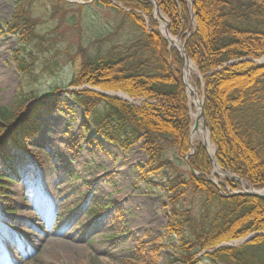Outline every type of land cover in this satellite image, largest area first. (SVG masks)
I'll return each mask as SVG.
<instances>
[{
    "label": "trees",
    "instance_id": "16d2710c",
    "mask_svg": "<svg viewBox=\"0 0 264 264\" xmlns=\"http://www.w3.org/2000/svg\"><path fill=\"white\" fill-rule=\"evenodd\" d=\"M41 1L42 7L54 4V11L62 3ZM192 1V8L188 0L157 3L169 20L170 34L185 41L186 54L202 77L201 83L195 76V84L198 89L203 84L206 125L216 148V161L222 170L248 185L264 188V63L248 60L264 57V0ZM98 2L124 14L134 29L133 38L102 53L87 54L80 49L78 70L53 104L37 105L25 114L33 99L20 87L14 103L0 107V137L12 135V141L19 142L33 132L40 110L54 112L73 99L83 107L85 119L97 135L124 150L140 144L147 155L144 166L154 174L169 166L174 169V162L191 150L182 57L158 30L147 28L143 14L156 26L150 0H119L122 8L110 0ZM32 5L33 0H16L10 20L4 21L5 31L17 34L25 45L42 38L37 30L40 22L27 14ZM192 15L196 25L188 35ZM15 61L22 74H32L33 61L19 56ZM93 88L123 91L145 102L135 106ZM59 91L61 88H56L53 93ZM11 125L14 133H8ZM0 147L3 149L1 142ZM169 150L174 155L167 159ZM2 153L0 161L6 166V153ZM185 160L198 174L174 164L173 176L165 185L170 214L165 235L175 241L169 246L174 255L168 263L264 264V200L248 194L222 195L221 190L228 191L225 185L219 188L209 180L212 163L202 144H195L194 154ZM226 181L232 189L240 185L234 179ZM187 191L199 196L198 213L180 206ZM90 212L94 217L100 215L99 205ZM252 233L258 234L236 247L220 246ZM145 247L141 244L136 248L135 261L141 260ZM161 249L162 245L153 248V255ZM128 264L134 263L131 260Z\"/></svg>",
    "mask_w": 264,
    "mask_h": 264
},
{
    "label": "rangeland",
    "instance_id": "374dc122",
    "mask_svg": "<svg viewBox=\"0 0 264 264\" xmlns=\"http://www.w3.org/2000/svg\"><path fill=\"white\" fill-rule=\"evenodd\" d=\"M60 1L61 5L54 11V4L48 2L42 7L41 0H33L27 14L40 22L37 30L42 36L34 41L40 43L35 46L34 42L25 45L17 34L5 31L4 21L11 18L16 0H0V107L11 106L20 87L33 99L26 105L25 114L37 105L53 104L78 70L80 49L87 54L102 53L134 36V29L124 14L99 0ZM110 1L122 8L119 0ZM150 1L154 6L152 19L156 26L153 27L148 16L143 14L147 28L158 30L166 39L160 23L169 25V20L161 10H156L154 1ZM188 2L192 8L193 1ZM195 25L192 15L186 34L189 35ZM171 36L185 43L181 37ZM172 47L177 49L175 45ZM29 51H33L31 56ZM15 56L34 62L31 75L20 72ZM248 60L264 63V57ZM190 62L193 66L188 80L204 101L203 84L202 89L195 84V76L201 83L202 77L191 59ZM181 72L187 83L185 63ZM56 88L61 91L54 94ZM93 89L135 106L145 102L114 94L123 91ZM186 92L191 150L183 158L179 157V162H174L182 171L190 170L185 159L194 153L195 144H202L206 149L201 139L191 140L196 121L192 113L196 106L191 103L187 87ZM39 113L33 132L19 142H13L12 135L0 137L3 145L0 152L6 153L8 159V168L0 163L3 186L0 193V264H128L131 260L134 264H169L174 255L169 246L175 245V241L165 235V226L170 220L165 185L173 176L174 164V169L169 166L163 173L154 174L144 166L147 155L140 144L124 150L97 135L86 121L83 107L73 99H68L54 112L40 110ZM202 123L206 124V117ZM9 132L14 133L12 125L8 127ZM54 142L59 151L50 147ZM206 150L210 156L208 147ZM173 155V150L166 153L167 159ZM227 174L228 171L219 165L211 166L208 178L216 181V186L225 185L230 193L250 189V185L234 174ZM226 178L237 180L239 187L232 189ZM96 205L101 212L94 217L90 211ZM180 206L198 213L200 198L187 191ZM245 238L220 246L236 247L243 244ZM141 244L146 246L145 252L141 260L135 261L136 248ZM158 245H162V249L153 255L152 249ZM7 255L10 256L8 260Z\"/></svg>",
    "mask_w": 264,
    "mask_h": 264
},
{
    "label": "bare ground",
    "instance_id": "6f19581e",
    "mask_svg": "<svg viewBox=\"0 0 264 264\" xmlns=\"http://www.w3.org/2000/svg\"><path fill=\"white\" fill-rule=\"evenodd\" d=\"M160 28L162 31H165L166 29V23L165 22H161L160 23ZM167 38H168V42L171 46H178L180 47V42L172 37L171 35H168L166 34ZM193 66V64L190 62V61H187L186 64H185V78H186V82H187V88H188V92L189 94L192 96V100H191V103L196 106V111H194L192 113V117L197 120L198 116H199V113H200V106H201V99L199 98V95H198V92H197V89L191 84V82L188 80V76L190 74V70H191V67ZM2 69V68H1ZM6 75V74H5ZM114 94L118 95L119 97L123 98V99H128V100H131L132 97L128 96L126 93L124 92H115ZM196 122V121H195ZM202 126H203V123H202V119L198 120V129L197 130H194L192 132V135H191V140L192 142H194V140L196 138H199L201 139L205 144L206 146L208 147V150H209V153H210V156L214 158L215 156V147L214 145L212 144L213 142L211 141V138H210V135H209V132L207 130H202ZM58 130V129H56ZM57 132V131H55ZM58 140V138H57ZM51 148H54V150L56 151H59V148H57V145H56V142L52 143ZM218 169V167H215V170ZM264 191V190H263ZM10 259V256L7 255V260Z\"/></svg>",
    "mask_w": 264,
    "mask_h": 264
},
{
    "label": "water",
    "instance_id": "95a60500",
    "mask_svg": "<svg viewBox=\"0 0 264 264\" xmlns=\"http://www.w3.org/2000/svg\"><path fill=\"white\" fill-rule=\"evenodd\" d=\"M153 1H154L155 5H156V10H157V11H160V9H159L158 6H157V1H156V0H153ZM168 28H169V25L166 24L165 34H169V32H168ZM179 41H180V40H179ZM175 46H176V45H175ZM176 47H177V49L181 52V56H182V59H183V63H185V62H187V61H190V59H189V57H188V55L186 54V51H185V43L180 42V47H178V46H176ZM108 94H109V93H108ZM203 104H204V101L201 102L200 113H199V116H198V118H197V120H196V122H195V125H194V129H193V131L198 129V120H200V119H205V113H204V107H203ZM202 130H207V131H208V128H207V126H206L205 124H203V126H202ZM208 132H209V131H208ZM204 145H205V147H206V149H207L206 144H204ZM193 149H194V147H193ZM192 153H193V152H192ZM192 153H190V154H192ZM211 161L213 162V165H216V166H217V163H216V161H215L214 158L211 157ZM188 165H189V169H190L192 172L196 173V171L190 166V164H188ZM228 175H231V173L228 172ZM210 180H211L214 184H217V185H218V183H217L216 181H214V180H212V179H210ZM238 193H241V192H238ZM246 193H247V194H250V195H253V196H257V197H259V198H261V199L264 200V191H263V190H255V189H252L251 191H247ZM252 237H253V236H249V237L245 238V239H244V243H245L246 241L250 240Z\"/></svg>",
    "mask_w": 264,
    "mask_h": 264
}]
</instances>
